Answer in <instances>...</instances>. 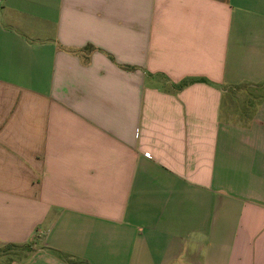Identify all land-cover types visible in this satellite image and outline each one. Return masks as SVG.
I'll list each match as a JSON object with an SVG mask.
<instances>
[{"label":"crops","instance_id":"crops-1","mask_svg":"<svg viewBox=\"0 0 264 264\" xmlns=\"http://www.w3.org/2000/svg\"><path fill=\"white\" fill-rule=\"evenodd\" d=\"M0 264H264V0H0Z\"/></svg>","mask_w":264,"mask_h":264},{"label":"rangeland","instance_id":"rangeland-1","mask_svg":"<svg viewBox=\"0 0 264 264\" xmlns=\"http://www.w3.org/2000/svg\"><path fill=\"white\" fill-rule=\"evenodd\" d=\"M26 250H27V247H13V246L7 247L6 246L3 248L2 252L4 253V255L7 256V258L5 259L8 261L10 258L12 259L22 258L26 254Z\"/></svg>","mask_w":264,"mask_h":264}]
</instances>
